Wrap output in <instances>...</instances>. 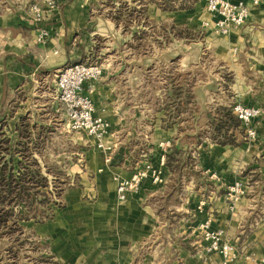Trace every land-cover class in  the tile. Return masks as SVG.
<instances>
[{
  "label": "crops",
  "instance_id": "obj_1",
  "mask_svg": "<svg viewBox=\"0 0 264 264\" xmlns=\"http://www.w3.org/2000/svg\"><path fill=\"white\" fill-rule=\"evenodd\" d=\"M115 1L108 8L107 0H57L39 42L29 7L42 0H0V119L8 117V133L24 114L10 116L14 92L56 86L59 70L101 41L102 76L83 92L108 124L104 141L112 149L91 146L82 195L73 189L36 235L60 264H223L204 249L200 223L209 219L235 247L227 264H264V0H234L248 17L227 35L203 27L213 21L205 0L173 9L129 0L126 20L123 0ZM236 102L261 109L252 122L256 137L240 124L236 143L220 144L215 110ZM174 149L185 162L170 170L165 157ZM145 162L160 169L162 182L145 178L119 201L115 177L130 178ZM237 181L244 195L231 208L227 189Z\"/></svg>",
  "mask_w": 264,
  "mask_h": 264
},
{
  "label": "built area",
  "instance_id": "obj_2",
  "mask_svg": "<svg viewBox=\"0 0 264 264\" xmlns=\"http://www.w3.org/2000/svg\"><path fill=\"white\" fill-rule=\"evenodd\" d=\"M262 0H250L252 5H258ZM57 0H42V3L33 2L29 7L31 18L37 30V41H43L48 36L46 28L42 25L47 12L57 8ZM207 12L213 17L212 23L205 21L204 27H211L214 32L227 35L231 29L244 25L248 17V9L245 5L234 0H205ZM103 73V67L96 62H76L65 65L56 75V89L58 98L64 105L67 116V126L74 131L84 132L97 149L110 151L111 145L104 141L108 124L95 114V108L91 98L83 92L84 83L98 80ZM232 111L237 116L245 133L250 138L256 137V131L252 128V122L257 118L261 109L255 106H245L240 102L232 105ZM170 146L169 142L163 144ZM109 159L107 158L106 161ZM150 178L153 183L162 182L161 171L150 162H145L142 168L135 171L130 178L115 177L116 197L119 201H125L129 194H135L141 181ZM243 193L241 182H235L228 187V196L232 202H236ZM204 202H200V206ZM232 208V207H231ZM210 220L200 223L202 239L205 242L206 252H217L222 255L223 264H227L235 257L233 243L225 240L221 229H213Z\"/></svg>",
  "mask_w": 264,
  "mask_h": 264
},
{
  "label": "rangeland",
  "instance_id": "obj_3",
  "mask_svg": "<svg viewBox=\"0 0 264 264\" xmlns=\"http://www.w3.org/2000/svg\"><path fill=\"white\" fill-rule=\"evenodd\" d=\"M128 1L123 0V2L118 3L120 5L119 15L125 20L131 15V9L126 4ZM112 3L113 0H107L105 5L110 8ZM105 9L107 8L102 7V10ZM137 16L142 19V12ZM192 35L188 34V37L193 38ZM140 36H143L142 32ZM100 42L97 39L95 52L92 51L80 62H96L102 65L103 60L99 54ZM144 47L145 45H141V48L144 49ZM195 79V75L189 76V85H192ZM41 86L31 85L14 92L11 105L15 107V111H19L18 113H26L31 110L34 119L47 123L51 127L48 138H45V143L41 147L39 163L44 170L48 168L52 173L48 176L50 182V194L48 196L56 203L53 206L54 215L55 211L63 208L68 203V197L73 194V189L77 190V196L82 195L85 177L83 166L86 163V153L92 145L94 146V143L84 132L74 131L67 126L64 105L59 101L58 92L53 82ZM243 195L244 188L239 199ZM82 197L83 200H88L87 195ZM228 202L232 208L235 207L236 202H232L230 199H228ZM39 224L41 223H35L32 220L22 222L21 228L16 232L0 236V264H53L54 259L52 260V257L46 251L48 243H43V239L41 240L36 235L37 227L41 226Z\"/></svg>",
  "mask_w": 264,
  "mask_h": 264
},
{
  "label": "trees",
  "instance_id": "obj_4",
  "mask_svg": "<svg viewBox=\"0 0 264 264\" xmlns=\"http://www.w3.org/2000/svg\"><path fill=\"white\" fill-rule=\"evenodd\" d=\"M176 1L155 0L161 8L185 6L186 0L175 6ZM14 108L11 105L10 116L14 115ZM32 115L31 110L20 115L14 134L5 129L8 127V117L0 119V236L16 232L22 222L32 220L43 223L53 217L56 203L48 196V176L52 173L48 168L44 170L39 163L41 147L51 127ZM214 117V130L220 136L216 141L235 144L234 134H242L243 129L232 108L219 107ZM178 154L179 151L175 149L166 154L165 163L170 170H177L185 162ZM53 264L60 263L53 261Z\"/></svg>",
  "mask_w": 264,
  "mask_h": 264
}]
</instances>
